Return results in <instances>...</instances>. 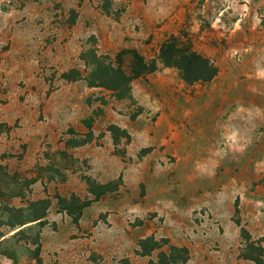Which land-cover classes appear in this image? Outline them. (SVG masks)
<instances>
[{"label":"rangeland","instance_id":"374dc122","mask_svg":"<svg viewBox=\"0 0 264 264\" xmlns=\"http://www.w3.org/2000/svg\"><path fill=\"white\" fill-rule=\"evenodd\" d=\"M5 30L8 35L12 30L27 33L21 43L30 48L28 63L3 55L12 48L7 40L3 43ZM172 37L211 59L218 75L190 85L177 68L159 61L156 72L132 83L131 97L120 99L110 89L90 85L94 54L114 59L123 49H136L153 59ZM129 65L127 57L126 70ZM0 75L42 76L47 97L68 85L85 132L71 127L58 135L59 142L107 148L103 160H112L113 169L122 165L118 177L105 183L112 185L98 200L103 202L85 207L78 224L57 195L37 200L29 173L10 175L1 167L0 188L11 206H1L0 224L14 230L21 221L32 223L43 213L47 217L49 210L61 212L59 239L51 240L59 232L54 223L49 243L58 242L63 256L77 252L82 264H120L123 259L141 264V258L150 264L159 260V251L142 256L139 241L167 237L155 234L163 219H155L157 212L145 196L149 187L156 190L167 180L173 200L187 198L183 222L193 227L195 247L202 238L222 258L231 259L238 250L242 264H256L240 253L242 229L264 240V0H0ZM18 86L25 91L28 82ZM86 88L93 89L91 95H85ZM6 94L2 103L9 102ZM25 100L26 93L20 96ZM41 119L47 120L43 114ZM19 127L17 120L10 127L2 124L1 131ZM89 135L87 144L74 145ZM46 153L53 159L47 174L64 180L69 169L81 172L87 188L84 177L102 184L90 174L95 166L88 160L62 152L57 161L56 152ZM20 196L24 206H19ZM41 200H48L49 207L38 204ZM46 224L16 232L0 244V252L35 264L37 259L59 264L42 257ZM170 226L178 231L176 223Z\"/></svg>","mask_w":264,"mask_h":264},{"label":"crops","instance_id":"0c3cea01","mask_svg":"<svg viewBox=\"0 0 264 264\" xmlns=\"http://www.w3.org/2000/svg\"><path fill=\"white\" fill-rule=\"evenodd\" d=\"M6 34V35H5ZM27 33L21 34V31L12 30V34L8 35V30L3 31V43L7 40L11 43V50L3 53V55L12 56L24 60L22 62L28 63L31 59V52L29 47L21 43V39L28 38ZM18 47H21L17 51ZM21 80L28 82L25 91L21 89L18 84ZM36 86V88H34ZM20 89H19V88ZM48 90L47 83L42 76L37 75H0V97L2 92H7L9 102L2 103L0 101V168L10 175L29 173L30 178L34 179L31 184L33 194L39 199L52 198L57 195L69 198L72 195L80 196L82 198H92L86 183L81 179V172H74V170L67 169L69 175L66 179L59 180L58 177H53L46 171L48 166H51L53 159L46 153L48 150L57 153V161L62 157V152H67L71 157L80 160H88L95 167L90 172L97 180L105 184L118 177L122 170V165L118 164L116 169H113L112 160L104 158V150L107 148L97 147L93 144H87L81 147H67L65 142H59L58 135L66 132L73 127L77 132H85L82 119H77L78 109L73 102L71 92L68 85L57 87L50 96L47 97ZM93 89L85 90V95H91ZM26 93L25 102L20 101V96ZM78 98L83 99L82 95ZM81 106V105H80ZM83 106V105H82ZM41 114L47 120L41 119ZM79 117V116H78ZM17 120H20V127L16 130L1 131L2 124L12 126ZM26 144L27 149L24 150L22 145ZM13 154V156H10ZM7 155V156H6ZM102 161H101V160ZM97 160H100L101 172H98ZM128 170L126 171L127 176ZM3 190L0 188V206L9 205L3 195ZM171 188L168 181H162L156 190L150 187L147 190L145 200L148 207L157 212L155 219H163L161 226L157 228L155 234L165 236L172 240V242L179 246H186L191 251L190 264H242L241 259H238V250H234L231 259L229 257H220L217 251L211 250L210 246L205 245V240L194 237L193 227L184 224V219L187 216V198H183L181 202L173 200L171 196ZM120 200L124 199L119 196ZM14 198H18L14 196ZM107 198H109L107 196ZM21 202L19 206H24V197L20 196ZM100 201L93 202V207L97 206ZM17 204V203H15ZM11 206V205H9ZM18 206V205H17ZM56 206L55 201L52 207ZM52 210V209H51ZM63 213L48 212V216L44 218L48 223L42 230L43 251L42 257L45 263L58 261L59 264H82L77 252L65 254L58 242L49 243L51 226L55 223L58 231H52L57 234L53 239L58 241L63 223ZM176 223L178 231L170 226ZM38 222L28 223L25 226L14 229L9 224H0V244L10 239L21 229L37 225ZM199 236V235H198ZM193 241L195 243H193ZM51 246V247H50ZM222 253V252H220ZM223 254V253H222ZM225 255V254H224ZM65 259H67L66 263ZM64 261V262H63ZM141 264H146L144 258L139 259ZM240 262V263H239ZM0 264H35L33 260L24 258H16L7 253L0 252Z\"/></svg>","mask_w":264,"mask_h":264},{"label":"trees","instance_id":"16d2710c","mask_svg":"<svg viewBox=\"0 0 264 264\" xmlns=\"http://www.w3.org/2000/svg\"><path fill=\"white\" fill-rule=\"evenodd\" d=\"M93 65L94 72L91 75L90 85L92 87H105L116 93L120 99L131 97L132 83L148 74L154 73L159 68V61L167 67L177 68L182 79L190 85L196 83H206L212 81L219 73V68L211 59L204 57L195 52L189 43L178 37H172L165 41L158 51L156 58L147 59L136 49H123L117 53L114 59L106 56L94 54ZM130 58L129 69L126 70L124 63L126 58ZM86 137L80 142L74 143L75 146L85 145L89 142L90 137ZM89 185V192L94 196L93 199L81 200L76 195H72L71 201L58 196L60 205L69 212L73 217L75 224L79 223L82 210L89 206L93 201H98L108 192L109 184H96L91 178L84 177ZM34 179L31 180V184ZM38 204H44L49 207L48 200H41ZM1 210V206H0ZM9 209H6L8 211ZM77 210L78 214L74 213ZM46 213L38 216L33 221H39L38 224H46L44 220ZM32 221V222H33ZM29 222L21 221V227ZM23 229L19 230L21 232ZM242 236L245 245L241 249L240 258L253 261L256 264H264V240H254L251 234L242 229ZM142 256H151L155 251H159L158 261L151 260L150 264H189L191 254L185 246H178L168 238L158 239L156 236L146 237L139 241ZM166 247V249H164ZM41 264V260L37 259ZM120 264H132L129 259H123Z\"/></svg>","mask_w":264,"mask_h":264}]
</instances>
